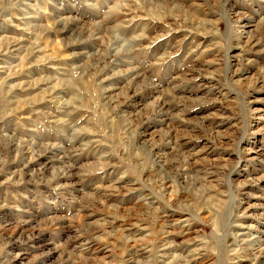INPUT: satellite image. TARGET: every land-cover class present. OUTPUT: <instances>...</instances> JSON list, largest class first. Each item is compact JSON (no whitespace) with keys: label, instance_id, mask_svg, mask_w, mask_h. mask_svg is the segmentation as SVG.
<instances>
[{"label":"rangeland","instance_id":"rangeland-1","mask_svg":"<svg viewBox=\"0 0 264 264\" xmlns=\"http://www.w3.org/2000/svg\"><path fill=\"white\" fill-rule=\"evenodd\" d=\"M0 264H264V0H0Z\"/></svg>","mask_w":264,"mask_h":264}]
</instances>
